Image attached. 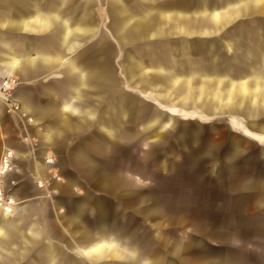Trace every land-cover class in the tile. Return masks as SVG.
Here are the masks:
<instances>
[{
	"label": "water",
	"instance_id": "95a60500",
	"mask_svg": "<svg viewBox=\"0 0 264 264\" xmlns=\"http://www.w3.org/2000/svg\"><path fill=\"white\" fill-rule=\"evenodd\" d=\"M225 21L217 28H195L190 38L174 37V30H163L151 40L147 29L116 28L113 48L107 47L99 34L94 44L82 50L81 53L96 58L87 69L93 75L96 95L88 101L91 107L77 113L84 133L70 150L60 151L55 160L65 181L52 205L66 208L62 214L64 223L73 219L83 230L71 241L53 222L32 225L17 219L19 225L11 226L0 213V223H5L0 236V264H246L225 247L219 255L204 250L207 241L226 239L219 225L210 226L207 234L198 231L203 237L194 236L197 240L192 243L197 245L198 253L192 262L180 254L183 242L174 237L167 250L158 247L161 242L154 236L161 230L155 221L171 214L177 216L179 211L167 208L162 199L154 200L150 193L141 192L134 180L122 177L117 186L115 173L98 159V154H104L113 140L143 144L152 137L158 139L159 149L148 155L158 156L155 165L166 173L193 170L206 159L205 171L192 172L198 175L195 177L199 188L220 190L227 211L224 218H228L221 219L236 227L230 236L236 239L241 233L248 235L242 246L254 247L264 256V168L259 164L257 167L253 160L240 161L252 151L244 147L243 140L254 142L257 157L264 161V105L244 94L220 105L209 100L185 104L167 94L171 93L166 85L167 72L191 69L198 78L220 77L224 82L246 80L253 74L264 76V63L258 58L264 51V16L253 14L248 7ZM139 31L142 34L138 36ZM137 62L144 66L143 82L136 81V75L128 71ZM175 90L173 94L177 95L180 90ZM195 114L197 117H193ZM220 116L233 134L224 147L216 149L204 131L210 119ZM69 167L78 171L68 170ZM259 167L263 171H258ZM81 174H88L94 184L81 183ZM79 185L83 193L73 196V187ZM96 189L110 191L112 207ZM250 199L255 205L252 212L247 210ZM138 201L136 206L134 202ZM102 235L111 237L123 253H89L87 244Z\"/></svg>",
	"mask_w": 264,
	"mask_h": 264
},
{
	"label": "crops",
	"instance_id": "0c3cea01",
	"mask_svg": "<svg viewBox=\"0 0 264 264\" xmlns=\"http://www.w3.org/2000/svg\"><path fill=\"white\" fill-rule=\"evenodd\" d=\"M248 7L253 14L264 16V0H0V74L18 78L15 98L23 115L12 116L0 105V154L5 147L14 149L16 173L22 174L13 188L22 204L12 213L0 208L8 224L19 225L20 210L33 204L49 210L47 222L55 221L51 201L30 198L35 189L32 173L42 175L48 166L46 155L58 160L60 151L70 150L84 133L77 113L91 107L88 101L96 95L93 75L87 72L88 63L96 58L81 52L94 44L99 34L112 48L116 28L147 29L151 40L163 30H174V37L190 38L195 28H217ZM258 58L264 63V51ZM134 65L128 71L143 82L144 66L139 62ZM253 75L224 82L220 77L198 78L191 69L167 72L166 85L171 91L167 94L185 104L209 100L214 105L244 94L264 105V76ZM175 89L180 90L176 97ZM26 118H32L33 123H27ZM64 181L53 183L54 188L60 191ZM57 214L58 221L64 223L62 214ZM4 226L0 223V236ZM86 249L96 256L123 253L107 235L91 240Z\"/></svg>",
	"mask_w": 264,
	"mask_h": 264
},
{
	"label": "rangeland",
	"instance_id": "374dc122",
	"mask_svg": "<svg viewBox=\"0 0 264 264\" xmlns=\"http://www.w3.org/2000/svg\"><path fill=\"white\" fill-rule=\"evenodd\" d=\"M147 71L149 72L150 70ZM18 85L19 80L13 90L14 95ZM197 115L198 114H195L193 117H197ZM209 122L208 127L204 131L206 137H208V141H210L213 148L217 149L224 147V144L233 134L232 131L225 125L223 117L221 116L210 119ZM9 131L14 133L11 129ZM156 140H158L156 137H152L147 140V143L144 142L143 144L141 142H137L136 140H132L130 142L120 139L113 140L112 144L106 147L104 154H98L100 155L98 159L100 162L105 163L108 166L109 171L112 170L115 173L118 178L117 186H120V178L122 177L134 180L135 186L139 188L141 192L145 191L150 193L154 200L160 198L163 200L164 205L167 204V208L169 207L170 209L173 207L179 211L177 216H173L171 214L166 218L155 221L161 230L160 233H156V236H154V238L158 237V241L161 242V244H158V247L167 250V248L171 245V240H173L171 237H174L176 240L183 242V248L180 254L192 262L197 260L196 255L198 253L197 245L192 243L197 240L194 236H199L201 232L199 233L198 231L202 230H204V233L207 234L210 226L219 225L221 230L225 231L226 239L210 242L207 241L205 243L206 246L203 247L204 250L207 249L213 255H219L222 252L221 249L225 247L227 250H233L234 254L241 256L245 260L244 262L246 264H264V256L259 253V250L250 246H242V242L249 238L248 235L246 236L244 233H241L236 238L239 240H236L234 236H230V232L236 230V227L235 224L230 221L227 223L223 221V219L227 221L228 218H224L227 211L225 212L224 210L220 190L216 188H199V181L195 177L198 175L192 172H194L195 169L205 171V167L207 166V163L205 164L206 159H202L200 163L192 167L193 170L177 169L176 172L166 173L160 166L155 165V161L159 157H151L148 155L149 152H157L159 149V143L156 144ZM242 144L245 148L252 149V151L249 152V154L247 153L248 156L242 157L240 161L249 162L253 160L257 167L259 164L262 168H264V161H261L256 155V144L246 140H243ZM258 171L263 170L259 167ZM32 174L35 176L33 179L35 189L30 198L40 197L46 200L48 199L52 202L56 194L60 195L62 191H57L54 188L53 183H62L64 178L58 172L55 164L45 166V172L42 175L37 174L36 172H33ZM55 174H57L60 179H56ZM21 175L16 172H12L8 175V179H15L19 183ZM80 178V182L83 184H94L93 178H91L88 174H81ZM38 180L43 182V186H39L37 184ZM222 185V190H224V188H226L225 181H223ZM95 191L97 194L107 197L106 204L112 207V203L110 202L112 200L108 197L110 191L109 193L107 192L108 190L96 189ZM71 193L73 196L81 195L83 193L81 185L74 186ZM66 195H68V193ZM132 200L130 202L133 203ZM21 204L22 202L19 203L17 207ZM134 204L139 206V201L134 202ZM67 206L69 208L72 207L71 205ZM254 207L255 205L253 204L252 199H250L247 206L248 212H252ZM126 208L129 210L130 207L126 205ZM67 210L69 209L67 208ZM54 211L56 216L54 214L55 224L53 226L55 228L59 227L60 232H62L66 239L72 241L75 237L81 234L83 228L80 224H77L75 220L70 219L65 223H60L58 221L57 213L63 214V212L66 211V208L55 205V208L53 207V212ZM19 214L21 216L20 219L29 222V224L35 225L34 223L39 222L43 225L48 217H50L51 213L46 207L39 205L35 206L33 204L23 207ZM223 225H225V228ZM120 227H122V224H120ZM49 230L50 232L52 231L50 227ZM170 231L173 232L172 236H170ZM203 235L200 234L202 237ZM198 239L201 241L203 238ZM256 242L257 240L255 243ZM253 252H256L257 254L253 256ZM223 254L225 255L226 253Z\"/></svg>",
	"mask_w": 264,
	"mask_h": 264
},
{
	"label": "built area",
	"instance_id": "2783aa9c",
	"mask_svg": "<svg viewBox=\"0 0 264 264\" xmlns=\"http://www.w3.org/2000/svg\"><path fill=\"white\" fill-rule=\"evenodd\" d=\"M17 84L18 80L16 77L0 74V105H3L8 114L20 118L23 116L21 106L13 93ZM26 122L33 123V119L26 118ZM23 139L26 141L28 137L24 136ZM17 158V152L10 147H5L0 154V205L4 209L8 206V212L10 213L15 212L19 205V199L9 197L10 190L18 185V181L8 179L10 173L16 172ZM44 160L48 165L55 164V158L52 155H46ZM55 177L60 179L57 174H55ZM37 184L43 186V182L41 185L39 180Z\"/></svg>",
	"mask_w": 264,
	"mask_h": 264
},
{
	"label": "bare ground",
	"instance_id": "6f19581e",
	"mask_svg": "<svg viewBox=\"0 0 264 264\" xmlns=\"http://www.w3.org/2000/svg\"><path fill=\"white\" fill-rule=\"evenodd\" d=\"M259 92V91H258ZM4 149V148H3ZM40 182V184L42 185V182L41 181H39ZM14 188V187H13ZM13 188L10 190V195H9V197L10 198H16V196H15V193L13 192ZM0 208L1 209H3L4 211H6V212H8V206H6V208L4 209L3 207H1V205H0Z\"/></svg>",
	"mask_w": 264,
	"mask_h": 264
}]
</instances>
